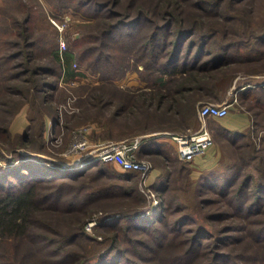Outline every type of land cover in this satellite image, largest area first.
Returning <instances> with one entry per match:
<instances>
[{"label":"trees","instance_id":"16d2710c","mask_svg":"<svg viewBox=\"0 0 264 264\" xmlns=\"http://www.w3.org/2000/svg\"><path fill=\"white\" fill-rule=\"evenodd\" d=\"M55 1L90 19L75 40L78 51L66 49L61 54L54 47L46 59L39 53L44 39L35 35L34 15L29 12L15 20L17 38L10 43L18 49L4 59L19 58L17 65L8 66V72L20 66L9 74L18 83L5 88L17 89L25 97L33 85L36 96L48 102L61 76L76 74L73 62L79 60L102 78L92 87L97 92L91 93L90 104L100 110L113 106L110 122L122 129L108 135L107 141L132 140L155 131L187 132L201 102L219 99V81L231 67L256 64L251 63L252 56L264 55V48H256L255 54L253 46L251 53L243 49L253 39H240L236 18L224 12L249 0H163V5L158 0ZM182 2L208 22L192 17V11L185 20ZM251 37L264 44L263 31ZM131 67L146 85L124 88L114 82ZM0 102L3 112L10 114L13 103ZM56 113L52 116L59 123ZM1 114L0 134L9 137L6 147L0 145V245L9 241L15 251L10 257L0 250L5 264H264V148L256 156L245 151L254 120L249 130L224 134L244 148L240 162L231 173L211 169L196 178L201 199L195 210L183 197L186 181L176 179V173L192 178L189 165L170 143L159 141V135L142 137L138 150V156L153 159L162 169L150 186L160 199L154 204L137 171L121 170L102 160L85 168L33 160L34 153H23L13 144ZM29 136V130L22 133L20 142L42 153L45 139L38 147L27 143L33 139ZM208 192L212 195L204 196ZM93 204L112 216L101 223L103 240L77 225ZM50 212L64 214L68 230L53 221L56 214ZM90 242L99 246L94 253L85 250Z\"/></svg>","mask_w":264,"mask_h":264},{"label":"rangeland","instance_id":"374dc122","mask_svg":"<svg viewBox=\"0 0 264 264\" xmlns=\"http://www.w3.org/2000/svg\"><path fill=\"white\" fill-rule=\"evenodd\" d=\"M158 3L163 5V0H158ZM182 3L181 7L185 11V13H183V18L185 20L191 18L188 17L189 13H187L190 11L193 13L192 17H200L195 9L189 7L186 2ZM227 7L229 6H226V8ZM29 12H33L34 15V19L31 21V26L34 27L33 31L35 32V35L44 39L40 45L39 53L43 54L46 59L50 57V49L54 47L60 48L61 39L65 40L66 49H71L77 52L78 47L74 44L75 40L80 36L84 24L88 23L90 19L84 17L72 7L65 9L61 8L55 0H0V100L13 103L11 108L13 114L12 112L10 114L8 112V114L4 113L0 105V116L2 115L1 113H3V116L6 117L5 120H7V125L9 124L13 144L20 151L23 153H34L36 157L34 156L33 160L35 161L52 164L50 162L53 160L57 163L67 165V168H73L78 166L75 162L80 161L84 157L87 158V154L94 150L96 144L107 141L109 138L108 135H116L120 133L122 129L119 127V124H114L112 126V122H110L111 115L109 111L113 106H110L109 109L100 110L97 106H94V104H90L89 99L92 98L91 93L94 94L97 92L92 89V87L95 84L101 83L102 78L100 73L94 72L79 60H74L73 62L74 67L75 64H77L76 74H73L70 77L62 75L58 80V88L53 94L54 97L48 102H43L41 97L38 98L36 96L32 84H30V86L32 85V88L27 92L25 97H23L17 89L11 88L10 90L9 88V90H7L5 88V85L8 83H18L17 78L11 79V77H9L11 75L9 74L10 70L11 73H13L14 71H17L20 66H15V68L10 69L9 72L8 66L13 64L17 65V63H19V58L13 61H6L4 59V56L7 53H11L13 49L14 51L18 49L17 47H12L10 43V41L17 38L15 35L17 29L15 26V20L24 19ZM224 12L225 14L232 15L236 18L234 26L241 34L240 39H253L254 42L252 45L248 42L245 43V46L243 47L245 51L248 50L249 53H251V46H253V49L255 47V52L253 54H255L258 53L256 48H264L262 42L257 43L255 42L256 37H251L262 31L264 32V0H249L237 9H226ZM200 18L206 23L208 22L207 17L205 18L201 16ZM242 19L245 20V22ZM230 23L231 22H228L227 24ZM221 27L224 29V24H222ZM250 37L251 39H249ZM260 66L261 65H258L257 63L250 65H234L231 67L232 69L229 70L230 72L228 76L224 77L221 81L223 82V85H229L231 79L232 82L234 81L233 78L237 76V73L239 76L243 75L246 78L242 81H256L254 75L258 70L264 69V67L261 68ZM114 82L124 88H138L146 85V80L142 78L140 72L136 70L135 67L128 69L123 77L114 79ZM24 92L26 93V91ZM205 102L214 101L203 100L201 104ZM244 106L251 110L254 118L253 128L248 131L246 137L249 147H245V151H247L246 155L256 156L257 153L264 148V99L261 101L256 98L245 100ZM56 111L60 114L59 123H55L52 116ZM43 121L46 122L45 128L42 127ZM193 126L194 123H192L190 126L191 128H189L188 131L192 130ZM28 130L30 131L29 137L33 138L31 141L27 142L28 144L33 143L39 147L42 140L45 139V150L39 154L47 159L40 158L37 151L32 152V150L20 142L21 134ZM41 130L43 131V134H41ZM79 131H81L82 135L87 138L89 145L79 152H69L71 144L75 141L76 134ZM169 132L175 133L179 131L172 130ZM8 137L9 136H5L4 139L0 134V145L5 146ZM136 137H139V135ZM122 139L126 138L120 137L115 140ZM242 140H244V138H242ZM231 141L232 140L226 136L220 138L222 156L218 166L214 169L215 171L231 173L235 169V164L240 162V154L244 148L240 149ZM170 145L172 146V149L175 150L174 144L170 143ZM151 161L155 162L153 159ZM91 163L78 168H85ZM254 163H257V160H255L253 164ZM109 164H112V162H109ZM54 166L58 167L59 164H54ZM176 175L178 183L186 181V188L183 190V197L191 206H194L195 210H197L196 206L201 199V195L197 193L199 192V189L196 178H183L179 173H176ZM210 195H212L211 192L204 194V196ZM107 213V210L99 204H93L82 213L80 218L77 219V225L80 227L82 226L86 232L97 239L103 240L105 238V232L101 223L104 219L106 220L112 217ZM50 214H56V216L52 217L54 219L53 221L61 223L63 230H68V227L64 224V217H66L64 214L57 212H50ZM91 220L96 221V223H94L91 229H88L87 225ZM10 243L11 242L8 241V243L1 244L0 250L3 249V251H7L6 253H9L10 257H13L15 251H11L12 246ZM88 244L89 245L85 250L89 253H94L99 249L97 244L92 242ZM2 263L5 264L0 258V264Z\"/></svg>","mask_w":264,"mask_h":264},{"label":"built area","instance_id":"2783aa9c","mask_svg":"<svg viewBox=\"0 0 264 264\" xmlns=\"http://www.w3.org/2000/svg\"><path fill=\"white\" fill-rule=\"evenodd\" d=\"M65 40L61 39L60 51L66 49ZM77 66V64H75ZM232 102H205L199 108V116L201 120H206L208 116L222 117L229 113ZM172 141L175 144L179 159L185 163H192L198 156L204 154L208 147L214 143V135L212 131L204 124L199 129L191 132H175L170 133ZM142 136L132 140H109L96 144L94 150L87 154V158H82L75 162L76 167L84 166L88 163L102 160L105 162H113L119 165L123 170H134L141 174L142 189L153 199L154 204H158L160 199L156 192L146 184V179L152 171L154 164L148 158L138 156V150L141 146ZM88 140L79 131L76 134L75 141L71 144L69 152H79L88 146ZM96 221H89L87 228L91 229Z\"/></svg>","mask_w":264,"mask_h":264},{"label":"crops","instance_id":"0c3cea01","mask_svg":"<svg viewBox=\"0 0 264 264\" xmlns=\"http://www.w3.org/2000/svg\"><path fill=\"white\" fill-rule=\"evenodd\" d=\"M251 59V63L256 62L258 65H261V68L264 67L263 56H252ZM245 62L247 63V61H244V63ZM254 76L256 77V81H242L246 78L243 75L239 76L238 73L233 79L234 81H231L229 85H223V82L221 80L219 81L221 93L219 99L214 102H232L235 97L237 98V101L230 105V111L227 115L222 117L208 116L206 120L203 121L199 116L198 108V114L194 121V126L192 127V130L187 132L195 131L205 124L214 135V143L208 147L204 154L198 156L192 163L188 164L191 177L198 178L202 173L215 169L218 166L222 156L220 138H224V134L227 131L244 132L252 126L254 118L251 110L245 108L244 101L252 100L254 98H258L260 101L264 99V69L258 70ZM151 134L159 135V141L174 144L169 131H155L153 133L142 134L139 136L144 137ZM175 152L177 153L176 147ZM113 164L123 170L116 163ZM161 172L162 169L155 164L146 179V184L152 186L156 183L160 178Z\"/></svg>","mask_w":264,"mask_h":264}]
</instances>
